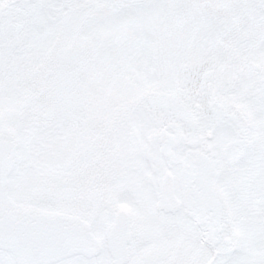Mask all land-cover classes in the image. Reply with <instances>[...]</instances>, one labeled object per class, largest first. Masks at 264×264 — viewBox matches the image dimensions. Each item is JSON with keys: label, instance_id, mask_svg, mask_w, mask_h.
<instances>
[{"label": "snow or ice", "instance_id": "obj_1", "mask_svg": "<svg viewBox=\"0 0 264 264\" xmlns=\"http://www.w3.org/2000/svg\"><path fill=\"white\" fill-rule=\"evenodd\" d=\"M0 264H264V0H0Z\"/></svg>", "mask_w": 264, "mask_h": 264}]
</instances>
